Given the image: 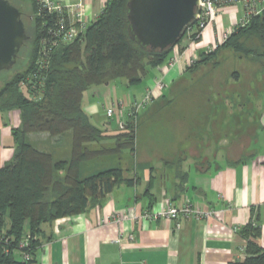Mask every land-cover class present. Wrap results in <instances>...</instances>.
Masks as SVG:
<instances>
[{
	"label": "trees",
	"instance_id": "16d2710c",
	"mask_svg": "<svg viewBox=\"0 0 264 264\" xmlns=\"http://www.w3.org/2000/svg\"><path fill=\"white\" fill-rule=\"evenodd\" d=\"M31 1L40 30H35L27 41L29 45L25 42L17 57L18 60L29 46L28 65L0 90V113L17 110L21 116L20 126L13 129L16 153L11 162L0 168V264H38L44 224L81 215L89 206L100 205L116 188L132 187L140 180L137 176L127 177L120 167L81 177L80 166L84 162L109 155L120 157L125 150L135 155L136 151L135 121L113 133L98 127L83 109V96L91 87L119 79L126 80L130 86L140 84L151 69L168 63L174 48L163 52L143 49L129 33L126 10L129 0H109L99 18L89 25L83 40L61 44L49 51L43 42L51 38L49 32L56 15L42 12L38 17V4ZM244 36H258L264 48V10L249 25L238 28L223 45L210 53L201 52L196 61L200 67L194 70L198 64L189 66L188 71L193 73L209 64L217 66L219 56L225 51L241 54L243 58L251 56V52L256 58L264 56V52L247 48L242 41ZM44 47L49 51L46 55H43ZM67 132L73 134L68 161H57L26 142L31 133L58 137ZM108 140L114 145L104 144ZM93 144L100 147L92 148ZM242 161L245 159L237 163ZM149 170L151 185L154 169ZM179 177L184 180L181 173ZM149 193L150 189L147 211L156 202ZM241 234L247 241L245 258L228 264H264L257 220L253 218ZM28 235L31 262L23 259L20 249Z\"/></svg>",
	"mask_w": 264,
	"mask_h": 264
},
{
	"label": "crops",
	"instance_id": "0c3cea01",
	"mask_svg": "<svg viewBox=\"0 0 264 264\" xmlns=\"http://www.w3.org/2000/svg\"><path fill=\"white\" fill-rule=\"evenodd\" d=\"M57 1L70 5L82 2L86 6V17L91 24L99 18L109 0ZM221 10L224 13L217 19L220 33L229 31L244 16L241 4ZM216 38V27L212 25L201 40L191 50L186 51L172 68L168 70L165 64L151 69L140 83L143 88H133L124 79L91 87L83 96L84 111L96 126L113 133V118L111 120L106 117L109 107L116 102L132 105L143 97L146 90L153 89L160 79L168 82L165 88L169 83L175 88L189 73L191 57L205 52ZM186 45L187 40L178 44L173 49L172 56L174 50L181 53ZM113 83L123 87L119 94L121 96L118 95L119 85ZM164 89H154L152 105L162 99L165 102ZM160 112L162 110H142L135 117L136 151L142 128L148 122L156 120ZM263 116L262 114L259 118L258 125L261 127L260 132L264 134ZM20 123L19 111L0 113V168L11 162L16 153L13 129L18 128ZM125 128L126 125L119 127L120 130ZM27 136L38 138L31 143L35 149L51 154L57 161L70 160L72 132L58 137L49 133H31ZM141 136L143 138L142 133ZM64 138L67 139V144L65 152L62 153L59 147ZM193 143L184 146L185 149L175 148L176 152L173 154L165 153L166 156L158 157L161 168L153 170L154 180L151 185L149 166L143 173H134L132 178L137 176L140 179L134 186L122 185L116 188L100 205L89 206L81 215L62 218L53 224H44L42 245L37 255L38 264H228L245 258L247 241L241 231L253 218L260 224L261 236L258 243L264 249V141L257 142V151L250 154L245 161L223 163L204 170L197 167L198 159L190 153ZM104 144L114 145L109 140ZM91 147L99 148L100 144H93ZM184 151L190 153L188 160L180 158ZM123 155L122 153L120 157L117 156L119 161L123 160ZM114 156L116 155L82 163L80 174H84L85 178L102 172L96 171L98 169L91 171V163L112 161ZM150 159L145 157L141 161ZM174 162H180L177 166L180 168L173 167ZM113 168L117 167L111 162L102 170ZM180 173L184 180L179 179ZM148 189L152 199L156 200L149 211L169 204L182 206L190 202L204 210L214 209L217 215L203 221L181 218L179 228L176 221L171 220H135L134 216H140L148 209ZM114 213L121 214L122 221L110 220ZM235 228H239V231L235 232Z\"/></svg>",
	"mask_w": 264,
	"mask_h": 264
},
{
	"label": "rangeland",
	"instance_id": "374dc122",
	"mask_svg": "<svg viewBox=\"0 0 264 264\" xmlns=\"http://www.w3.org/2000/svg\"><path fill=\"white\" fill-rule=\"evenodd\" d=\"M8 1L22 9L23 21L30 40L35 30H40L33 2L31 0ZM226 23L225 20L224 24ZM185 39L186 36L181 42ZM242 41L247 48L258 53L264 52L258 36H244ZM29 50V46H26L17 64L11 70L0 74V90L16 73L26 69L29 62ZM250 54L251 56L243 58L241 54L234 55L230 51H225L219 56L220 61L217 66L209 64L198 71L187 73L184 80H181L175 88H172L170 83L167 84L168 87L164 89L165 102L163 99L154 105L151 102L140 109V113L142 110H162V112L156 120L148 122L142 128L135 155L125 150L123 160L119 161L118 157L114 156L112 161L91 163L93 168L91 171L95 169L103 171L102 169H106L111 162L115 163V167L123 168L128 177H133L137 171L143 173L148 166L157 171L161 168L158 157L173 154L177 147L180 150L192 142L194 143L190 153L197 157L196 165L201 170L247 159L250 154L257 151L259 146L257 142L264 141V134L260 132L261 127L258 125L259 118L262 114L264 115V56L256 58L254 53ZM196 64L198 63H192L191 66L194 67ZM199 67L198 64L194 70ZM166 83L168 82L164 81V84ZM139 86L142 84L135 85L133 88H140ZM119 87L118 95L123 88L121 85ZM143 97L138 98L137 102L142 101ZM133 120L135 121V117L129 116L121 122L127 125ZM113 123V130H118L120 125L116 117ZM36 139L38 138L27 136L26 142L31 144ZM66 144L67 139L64 138L59 147L62 153L65 152ZM190 153L184 151L180 154V158L188 160ZM145 157L151 159L141 161ZM177 163L174 162L175 167L179 164ZM81 177L83 178L84 174H81Z\"/></svg>",
	"mask_w": 264,
	"mask_h": 264
},
{
	"label": "built area",
	"instance_id": "2783aa9c",
	"mask_svg": "<svg viewBox=\"0 0 264 264\" xmlns=\"http://www.w3.org/2000/svg\"><path fill=\"white\" fill-rule=\"evenodd\" d=\"M38 4L39 10L37 16H42L43 13L48 15H56L55 23L50 30L51 38L45 40L44 46H49V51L53 47L58 45H69L78 40H83L87 29L90 25L86 17V6L80 2L76 5L63 4L57 0H35ZM241 4L244 9V16L240 19L239 22L234 24V26L227 32L220 33L218 29V17L221 16L224 12L221 10L227 6H235ZM264 10V0H200L197 19L191 24L183 38L186 36L187 45L181 53L178 51L175 52L173 56L167 63V69L172 68L179 59L184 55L188 50H191L202 38L205 31L215 25L217 38L215 42L208 46L205 52L210 53L219 46L223 45L230 36L238 29L243 28L249 25L252 18L260 15ZM177 45L174 46V48ZM173 48V49H174ZM48 51V52H49ZM48 53L46 48H43V55ZM199 54H196L191 57L189 60V65L195 63L198 60ZM166 84L161 79L155 83L153 89H148L145 92V95L140 102H134L131 106H126L123 102H116L111 107L106 110V117L108 119H114L116 117L117 123L122 127L125 123L121 122L126 117L133 116L136 117L140 109L144 108L145 105L153 101L154 89L163 90ZM217 215V212L214 209L204 210L198 207H195L192 203L187 202L182 206H174L169 204L166 207L154 211H145L140 216H134L135 220L143 221H156L159 219L176 221V226L179 228L181 226L180 219H195L197 221L209 220ZM110 220L122 221L123 216L119 213H114L110 216ZM239 228H235V232H238ZM30 235L26 236L24 241L20 244V249L23 251L22 256L26 262H31L33 257L29 253L30 249ZM8 250L6 249L5 252ZM30 264H35L31 262Z\"/></svg>",
	"mask_w": 264,
	"mask_h": 264
},
{
	"label": "water",
	"instance_id": "95a60500",
	"mask_svg": "<svg viewBox=\"0 0 264 264\" xmlns=\"http://www.w3.org/2000/svg\"><path fill=\"white\" fill-rule=\"evenodd\" d=\"M200 0H129L126 6L131 38L156 52L174 47L197 19ZM20 8L0 0V73L11 70L29 40Z\"/></svg>",
	"mask_w": 264,
	"mask_h": 264
}]
</instances>
